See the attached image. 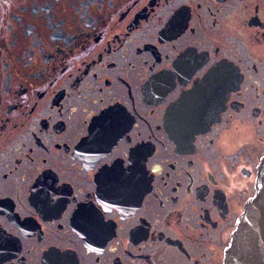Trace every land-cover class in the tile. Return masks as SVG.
<instances>
[{
  "label": "flooded vegetation",
  "instance_id": "1",
  "mask_svg": "<svg viewBox=\"0 0 264 264\" xmlns=\"http://www.w3.org/2000/svg\"><path fill=\"white\" fill-rule=\"evenodd\" d=\"M263 155L264 0H0L4 264H223Z\"/></svg>",
  "mask_w": 264,
  "mask_h": 264
},
{
  "label": "water",
  "instance_id": "2",
  "mask_svg": "<svg viewBox=\"0 0 264 264\" xmlns=\"http://www.w3.org/2000/svg\"><path fill=\"white\" fill-rule=\"evenodd\" d=\"M202 89L198 85L177 100L169 110L170 118L178 115V119H187L184 127L189 130L201 127L212 112L201 100ZM223 264H264V155L257 166L254 193L236 221Z\"/></svg>",
  "mask_w": 264,
  "mask_h": 264
},
{
  "label": "snow or ice",
  "instance_id": "3",
  "mask_svg": "<svg viewBox=\"0 0 264 264\" xmlns=\"http://www.w3.org/2000/svg\"><path fill=\"white\" fill-rule=\"evenodd\" d=\"M124 119L123 113L117 110H109V112H101L96 116V122L99 124L100 128L107 132L111 127L118 124ZM135 152V149H133ZM98 182L101 186H111L115 183H118L127 188L133 186V177L132 176H107L104 174L101 169L100 174L97 176ZM81 211L86 219L92 217V212L94 211L90 205H81ZM95 226L100 229L107 227L103 223L102 216L99 220L94 221ZM17 241L12 238V236L4 233L0 230V249L4 248H13L15 247ZM49 257L50 264H78L74 261V256L72 253L67 251H60L58 248H52L47 253ZM0 264H4L3 258H0Z\"/></svg>",
  "mask_w": 264,
  "mask_h": 264
}]
</instances>
